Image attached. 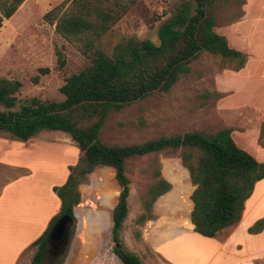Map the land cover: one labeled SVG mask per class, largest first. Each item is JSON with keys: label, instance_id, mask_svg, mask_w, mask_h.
<instances>
[{"label": "rangeland", "instance_id": "1", "mask_svg": "<svg viewBox=\"0 0 264 264\" xmlns=\"http://www.w3.org/2000/svg\"><path fill=\"white\" fill-rule=\"evenodd\" d=\"M72 1L26 0L10 19L3 21L0 28V79L21 84L18 98L61 101L63 96L59 88L64 81L88 65V60L79 51V42L64 38L55 30L56 17L71 9ZM175 1L137 0L104 38L106 52L110 55L119 42L130 37L157 42V30L170 17L168 9ZM51 11L53 14L49 18L45 17ZM214 31L224 36L231 48L246 56L241 70H234L233 64L219 56L202 52L190 64V72L181 77L168 92L153 93L121 110L111 111L99 132L100 140L108 145L127 146L186 132L210 135L226 127L232 130V139L238 148L258 162H264V148L260 145V131L264 123V0H219L216 3ZM56 51H60L64 57L63 68L58 66ZM47 133H52V140L56 139L43 141L44 153L50 157L49 168L52 170L39 171L37 166H33V182L10 190L13 196L2 204V207H6L5 212L0 208V249L9 247L11 238L14 240L13 245H21L35 236L44 216L56 207L57 196L53 188L62 185L53 186L50 197L46 192L40 195V191H48L49 183L62 182L63 170L58 175L55 169H65L66 165L67 172L68 167L77 162L78 148L69 138L64 141L63 137L55 136L60 135L57 132ZM0 139H7V136L0 134ZM180 152H160L126 161L130 193L129 212L121 233L124 248L136 254L142 264H172L167 257L173 264H240L237 261L239 258L231 255L232 250L227 251L228 256L214 255L212 239L196 234H185L164 244L159 249L161 255L158 252L153 254L141 241L143 226L147 224L146 221L138 223L137 219L144 212L143 201L147 197L148 187L157 180V170L171 184L172 191L168 198L158 202V219L166 225L169 220H173L182 222L184 228L192 227L187 219V198L194 187L181 165ZM14 153L18 155L21 152L0 144V158L5 155L14 157ZM44 166L48 164L45 162ZM29 173L24 168L12 170L0 164V186L18 174L25 176ZM80 191L83 197L79 214L83 219H89L91 217L85 211L86 205L98 203L107 214L112 204L116 205L120 190L113 169L100 167L90 174ZM166 204H171L172 210ZM105 214L102 213L104 218L100 215L103 220L99 235L107 237L110 228ZM32 218L36 221L31 222ZM32 223L33 227L30 226ZM74 233L75 226L68 229L64 252H58L52 259L46 257L47 264L65 262ZM226 234L224 232L220 236ZM106 241L105 244L111 246L109 251L113 253L114 244L111 239L110 243ZM247 244V249L254 248L252 242ZM33 250L36 251V248ZM260 263H264L261 258L257 261V264Z\"/></svg>", "mask_w": 264, "mask_h": 264}, {"label": "trees", "instance_id": "2", "mask_svg": "<svg viewBox=\"0 0 264 264\" xmlns=\"http://www.w3.org/2000/svg\"><path fill=\"white\" fill-rule=\"evenodd\" d=\"M25 1L0 0V28ZM136 1L73 0V7L56 17V32L77 40L80 53L88 60L87 66L70 75L59 88L63 100L20 99L17 95L21 84L0 79V132L21 142L43 131L61 132L78 148L77 162L68 167L65 183L53 188L60 200V211L31 244L30 247L36 248L31 264H47L49 233L60 217L70 218L68 229L75 226L73 209L80 203L79 187L86 184L88 175L96 168L113 169L120 190L112 210L111 241L113 254L121 264H142L121 241L129 212L127 160L180 150L181 165L194 187L190 195L193 204L190 223L194 233L205 238H215L237 225L256 183L264 180V162L238 148L232 130L226 127L210 135L186 132L127 146L108 145L100 140L99 132L111 111L121 110L153 93L168 92L190 72V64L202 52L221 57L233 64L236 71L246 62L242 52L231 48L226 38L214 31L219 0H177L168 9L170 17L157 30V42L130 37L119 42L109 55L104 38ZM52 12L45 17L49 18ZM56 55L59 68H63L62 53L56 51ZM260 136L264 148V123ZM155 177L156 182L147 189L144 212L138 223L155 220L154 203L171 190V184L160 176L159 170ZM263 230L264 218H261L247 232L256 235Z\"/></svg>", "mask_w": 264, "mask_h": 264}, {"label": "crops", "instance_id": "3", "mask_svg": "<svg viewBox=\"0 0 264 264\" xmlns=\"http://www.w3.org/2000/svg\"><path fill=\"white\" fill-rule=\"evenodd\" d=\"M47 132L48 131L40 132L35 137L21 144L14 142L8 134L0 132V134H5L7 136V139H0L1 145L6 146L7 149L13 147L17 150V152H21L18 155L14 153V157H11V155L9 157H5L6 155L3 156L2 158H0V164L6 165L12 170L24 168V170L26 169L30 171V173L26 174L25 176H19L20 174H18L16 177L0 186V208L2 212H5L6 210V207H2L3 202L13 196V191L10 190H12L18 185L25 186L26 184H31L33 182L35 169L33 168V166H37V170L39 171L44 169H47L48 171L52 170L49 168L50 157L48 155L46 156L44 153L45 145L43 141H50L53 139V136L51 135L52 133ZM57 134L60 135L55 136L63 137L64 141L68 140V136L62 135L63 133L61 134V132H57ZM57 139L59 138L57 137ZM52 141H56V139ZM33 148L35 149L34 151H32ZM45 162L48 164L47 167L44 166ZM64 168L65 169H53L54 172H56L58 175H61V172L63 170L62 182H60V184L49 183L47 187L48 191H40V195H44L46 192L48 197H50L53 186L63 185L65 183L69 171L66 172V165H64ZM48 176H51V174H48ZM89 176L90 175H88L87 177V181L89 180ZM80 187L79 192L81 201V197L83 196L80 191ZM171 192L172 191H168L156 200L153 205V215L155 216V220L146 221L145 224L147 225L143 226L145 228L142 231V235H140L141 241L146 245L148 249L151 250L153 254L157 252L159 253V249L164 244L172 240L178 239L182 235L196 234L193 231V225L190 223L189 219V214L193 207V204L190 200V195L192 191L187 198V203L189 207L187 219L189 224L192 225V227L190 226V229H187L186 227L184 228L182 222L179 223L178 221L169 220L168 225H166L162 224V221L158 219V209L160 205L158 204V202L162 199L164 200L165 198H168L167 196H169ZM55 202V209L52 212H48L47 215L44 216L42 223L38 225L39 230L35 234V236H32L27 242H24L21 245H19L18 243H15V245H13L14 240L11 238L9 247H4L0 249V264H31V260L35 253V251L33 250V248L35 247H30L31 244L42 235V233L47 229L51 219L56 216L60 211V200L58 199V197ZM166 205L167 207L169 206L170 210H172L171 204ZM80 206L81 204L79 203L73 209L74 216L76 218L75 233L74 237L69 242L65 262H62L61 264H121L120 261L116 258V256L109 251L111 250V246L108 247L106 245L107 243L105 244V238L108 239L106 241L108 243H110L111 239L112 210L114 207L113 204L110 210H108L107 214H105V211L100 209L101 206L98 203L92 202V204L86 205L85 211L89 212L91 217L89 219H83L82 216L79 214V211H81V208H79ZM102 213L106 215L105 220L107 219L106 222L108 224V227L110 228V232L107 237L99 235V228L101 227L102 220L104 218ZM100 215H102L103 218H101ZM262 217H264V180H261L256 183L252 195L248 200H246L245 208L240 222L237 225L227 228L222 232V234L224 232H227L226 236L221 237L219 234L215 238H205L198 234L196 235L205 239H212L211 241L213 242L215 248L212 253L214 255H217V257H224L225 254L228 256L227 251L232 250L231 255L238 257L239 259L237 261L240 264H257L259 258L264 260V230L259 234L251 235L247 232V229L257 219ZM34 221H36L35 218H32L31 222ZM125 221L123 223L122 232L124 230ZM30 226L33 227L34 224L32 223ZM181 228L182 230H180ZM151 229H153V231H151ZM13 233L14 232H12V234ZM150 239H153L154 241ZM248 242H252L254 248L249 247L247 249ZM105 247H108V249ZM76 248L78 249L77 252H75ZM4 250L5 252H2ZM159 254L161 255V253ZM162 255L164 256L163 253ZM167 260H169L173 264L170 258L167 257Z\"/></svg>", "mask_w": 264, "mask_h": 264}, {"label": "water", "instance_id": "4", "mask_svg": "<svg viewBox=\"0 0 264 264\" xmlns=\"http://www.w3.org/2000/svg\"><path fill=\"white\" fill-rule=\"evenodd\" d=\"M71 223V220L68 216L64 215L58 219L55 225L52 227L49 233V240L51 242H58L62 240L65 234V231L68 229V225ZM64 249H61L60 253H63Z\"/></svg>", "mask_w": 264, "mask_h": 264}, {"label": "flooded vegetation", "instance_id": "5", "mask_svg": "<svg viewBox=\"0 0 264 264\" xmlns=\"http://www.w3.org/2000/svg\"><path fill=\"white\" fill-rule=\"evenodd\" d=\"M67 233H68V229L65 231V234H64V237L66 238H63L62 240L58 242H51L50 247L46 252V257L48 259H52L53 257L56 256L58 252L60 253L61 249L65 248L66 240H67Z\"/></svg>", "mask_w": 264, "mask_h": 264}]
</instances>
